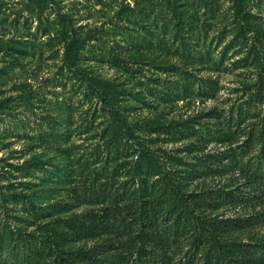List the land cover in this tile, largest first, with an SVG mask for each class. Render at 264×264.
<instances>
[{
	"label": "rangeland",
	"instance_id": "obj_1",
	"mask_svg": "<svg viewBox=\"0 0 264 264\" xmlns=\"http://www.w3.org/2000/svg\"><path fill=\"white\" fill-rule=\"evenodd\" d=\"M239 17L256 27L264 61V0H0V186L15 184L0 189L28 194L39 205L73 204L61 217L100 212L105 204L88 194L104 180L100 152L108 116L82 78L64 67L63 45L74 36L84 41L75 63L94 81L114 85L138 140L166 169L196 176L181 180L184 190L236 188L250 201L210 214L262 220L264 195L256 199L241 168L223 167L230 161L222 159L231 147L234 160H246L236 148L245 135L229 134L225 120L249 108L253 113L239 125L246 132L264 114V70L259 88L249 53L253 32L238 35ZM257 89L261 103L249 100ZM155 124L175 127H146ZM214 128H224L221 136ZM9 206V213L24 216L20 205ZM105 237L78 244L115 242ZM228 238L264 240V220Z\"/></svg>",
	"mask_w": 264,
	"mask_h": 264
},
{
	"label": "trees",
	"instance_id": "obj_2",
	"mask_svg": "<svg viewBox=\"0 0 264 264\" xmlns=\"http://www.w3.org/2000/svg\"><path fill=\"white\" fill-rule=\"evenodd\" d=\"M236 7L243 10L246 4L237 2ZM63 16L70 21L69 16ZM247 32H253L249 53L253 57L251 62L256 63L259 70L260 88L264 61L258 31L239 17L238 35L245 36ZM83 43L74 36L67 37L63 45V64L66 70L82 78L86 93L98 99L100 110L108 116L100 152L104 180L93 183L88 194L94 197V202L105 204L100 212L61 217L59 214L69 211L73 204L39 205L28 194H9L0 189L3 209L0 264H264V240L228 238L231 233L252 227L264 218L258 220L252 215L218 218L209 212L224 204L246 205L250 198L242 192L237 193L236 188L184 190L181 180L196 176L188 169H166L162 158L139 141L134 129L123 119L114 85L94 81L77 66L74 57ZM253 97L249 100L261 103V90L257 89ZM249 112L246 107V111L230 115L224 127L229 134L245 135L236 148H241L240 158L246 160H234L231 147L224 151L222 159L230 161L223 167L233 163V170L241 168L248 184L258 192L252 195L259 199L264 195V114L258 123H252V127L243 132L239 125ZM146 127L158 130L175 125ZM224 128L213 131L219 135ZM256 145H260L259 153L246 157ZM163 156L177 160L165 153ZM122 165L124 169H119ZM185 174L188 177H183ZM123 175L127 179L117 182L116 178ZM14 185L10 183L4 187L13 188ZM9 204L20 205L24 216L9 213L13 209ZM100 236L112 237L115 242H101L90 247L78 244Z\"/></svg>",
	"mask_w": 264,
	"mask_h": 264
}]
</instances>
